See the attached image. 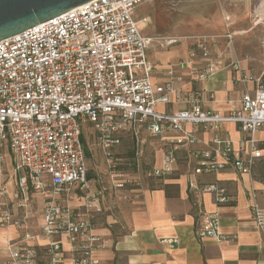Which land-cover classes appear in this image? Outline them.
Wrapping results in <instances>:
<instances>
[{
  "label": "built area",
  "instance_id": "1",
  "mask_svg": "<svg viewBox=\"0 0 264 264\" xmlns=\"http://www.w3.org/2000/svg\"><path fill=\"white\" fill-rule=\"evenodd\" d=\"M148 1L90 0L0 40V228L23 231L9 243V259L3 264H40L38 248L30 244L34 240L45 241L46 264H64L62 237L70 245L72 264H100L102 241L94 218L103 211L104 196L88 178L84 124L94 128L116 188L139 180L125 178L114 149L126 133L141 142L142 128L161 142V162L149 171L155 178L174 172L179 151L194 145L201 130L212 133L194 154L188 188L199 198L210 193L217 205L230 200L228 189L218 181H204V176L229 167L252 175L257 162L264 161V144L255 136L264 130V76L256 79L253 92L243 93L240 108L229 115L203 106L205 89L200 85L220 69L232 68L242 83L252 80L238 58L225 63L235 51L231 17H225V32L196 36L188 58L171 65L167 80L157 84L148 49L155 42L173 44L177 39L142 31L147 17L135 20L132 11ZM255 24L262 27L264 49L262 14ZM172 103L179 107H170ZM226 122L239 123L243 137L235 141L225 135ZM8 153L12 172L6 178ZM136 165L140 168L139 151ZM256 195L252 190L250 209L264 237V206ZM33 196L43 201L38 230L29 224ZM198 206V237L237 239L221 231L218 211H206L201 202ZM162 242L173 246L178 239Z\"/></svg>",
  "mask_w": 264,
  "mask_h": 264
},
{
  "label": "crops",
  "instance_id": "2",
  "mask_svg": "<svg viewBox=\"0 0 264 264\" xmlns=\"http://www.w3.org/2000/svg\"><path fill=\"white\" fill-rule=\"evenodd\" d=\"M220 1V16L215 21L223 27L219 31L224 32L226 30L221 13L223 6ZM204 19L208 20L207 17ZM232 27L230 29L237 35L240 31ZM145 34L163 36L155 32ZM188 53L189 48L184 44L155 42L148 49V57L154 67V82L163 84L167 80L169 67L186 60ZM235 57L239 59L244 73L252 78L250 82L237 81L232 68L225 67L200 85L205 89L203 106L221 115H229L240 108L243 93L253 92L256 79L264 76V66L257 58L251 56L249 51L237 52L235 48L226 58V65ZM184 77L188 78L187 75ZM211 93L214 95L211 96ZM170 107L179 106L172 103ZM165 108L167 107L164 105L160 106V109ZM223 128L224 134L235 141L244 135L239 123L226 122ZM141 134L143 144L146 138H152L155 158L153 166L159 165L162 157L159 138L151 136L145 128H142ZM255 136L264 144V130L257 131ZM198 137L199 140L194 145L179 151L178 164L173 174L165 177L158 185L152 184L128 191L114 188L107 176L103 178L105 184L101 185V189L103 188L107 195V203L104 204L114 206L115 199L114 208L117 209L113 213L100 215L101 218L95 222L96 233L102 241V246L97 251L100 264H264V237L256 228L250 209L252 190L257 194V201L264 206V161L257 162L252 175L241 174L229 167L218 174L204 176V181H218L228 189L230 200L217 205L210 193H204L199 198L188 188V176L190 166L194 163V154L205 147L212 138V133L201 130ZM125 138L134 139L129 133L125 134L123 139ZM4 170L8 178L12 172V157L9 153ZM88 178L93 182L98 181V177L89 169ZM93 188L96 189V186L93 185ZM8 189H13L10 181ZM33 198L43 204L40 197ZM74 202H78L77 197ZM198 202L202 203L206 211H218L221 231L226 235H237V239L218 242L213 238L198 237L196 229L201 218ZM42 223V214L36 224L29 222L32 230L40 229ZM22 234L23 231L15 227L0 228V264L9 259V243L18 240ZM169 238H177L178 242L173 246L162 242ZM62 240L65 250L64 264H72L70 245L64 237ZM30 244L38 248L39 263L46 264L45 241L34 240Z\"/></svg>",
  "mask_w": 264,
  "mask_h": 264
},
{
  "label": "rangeland",
  "instance_id": "3",
  "mask_svg": "<svg viewBox=\"0 0 264 264\" xmlns=\"http://www.w3.org/2000/svg\"><path fill=\"white\" fill-rule=\"evenodd\" d=\"M218 3L219 0H150L135 7L132 11V17L135 20L144 16L147 17V22L140 25L143 32L149 34L155 32L163 35V37L176 38L175 45L184 44L190 49L194 46L196 36L212 34V32L220 33L219 30H222L223 27L220 24L217 25L218 22L215 21L220 16ZM220 4L223 6L221 13L225 30H227L225 17L229 15L232 21L231 27L233 26V29L240 31L235 36L237 52L249 51L251 56L257 58V61L264 66V49L261 45L263 30L260 25L255 24L260 14L264 16V0H221ZM205 17L208 20H205ZM83 131V140L87 147L88 169L94 176L98 177V181L94 182L96 189H93L103 190L104 196L102 199L103 211L94 218V221L97 222L102 215L107 212L113 213L117 208H114L115 199L113 201L114 206L104 204V202L107 203V195L104 193V189H101V185L105 184L103 182L105 176L110 179L111 173L108 170L104 153L99 146L96 132L90 124H84ZM142 136L140 133L141 142H137L136 139L125 138L122 144L114 149L115 156L122 159L119 170L125 173V178L137 177L139 179L138 182L126 183V186L121 189L128 191L142 189L152 184L158 185L164 179L149 176L155 159L154 147L151 144L152 138H146L143 144ZM138 151L141 159L140 168L136 165V153ZM131 152H134V155ZM30 204L29 222L34 225L41 219L43 204L33 197L30 198Z\"/></svg>",
  "mask_w": 264,
  "mask_h": 264
},
{
  "label": "water",
  "instance_id": "4",
  "mask_svg": "<svg viewBox=\"0 0 264 264\" xmlns=\"http://www.w3.org/2000/svg\"><path fill=\"white\" fill-rule=\"evenodd\" d=\"M90 0H0V40L21 33Z\"/></svg>",
  "mask_w": 264,
  "mask_h": 264
},
{
  "label": "trees",
  "instance_id": "5",
  "mask_svg": "<svg viewBox=\"0 0 264 264\" xmlns=\"http://www.w3.org/2000/svg\"><path fill=\"white\" fill-rule=\"evenodd\" d=\"M86 150H87V147H86ZM133 153V155H134V152H132Z\"/></svg>",
  "mask_w": 264,
  "mask_h": 264
}]
</instances>
